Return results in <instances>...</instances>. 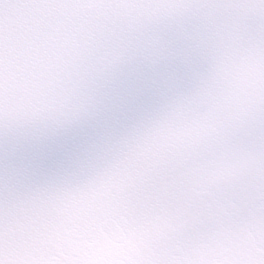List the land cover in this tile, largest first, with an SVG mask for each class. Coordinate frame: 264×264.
<instances>
[{"label":"snow or ice","instance_id":"1","mask_svg":"<svg viewBox=\"0 0 264 264\" xmlns=\"http://www.w3.org/2000/svg\"><path fill=\"white\" fill-rule=\"evenodd\" d=\"M0 264H264V0H0Z\"/></svg>","mask_w":264,"mask_h":264}]
</instances>
